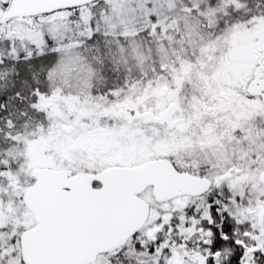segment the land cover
Here are the masks:
<instances>
[{"label": "snow or ice", "instance_id": "1", "mask_svg": "<svg viewBox=\"0 0 264 264\" xmlns=\"http://www.w3.org/2000/svg\"><path fill=\"white\" fill-rule=\"evenodd\" d=\"M0 264H264V0H0Z\"/></svg>", "mask_w": 264, "mask_h": 264}]
</instances>
